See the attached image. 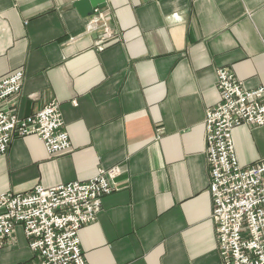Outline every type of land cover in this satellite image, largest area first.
I'll return each instance as SVG.
<instances>
[{
  "label": "crops",
  "instance_id": "1",
  "mask_svg": "<svg viewBox=\"0 0 264 264\" xmlns=\"http://www.w3.org/2000/svg\"><path fill=\"white\" fill-rule=\"evenodd\" d=\"M75 1L0 0V80L25 74L3 110L25 118L56 101L71 141L51 156L36 136L14 139L0 195L119 167L79 231L87 264H220L205 116L221 68L264 88V0H104L93 19ZM233 141L242 166L264 160V126L238 127ZM14 235L0 264L33 259L23 229Z\"/></svg>",
  "mask_w": 264,
  "mask_h": 264
},
{
  "label": "built area",
  "instance_id": "2",
  "mask_svg": "<svg viewBox=\"0 0 264 264\" xmlns=\"http://www.w3.org/2000/svg\"><path fill=\"white\" fill-rule=\"evenodd\" d=\"M95 21L89 30L98 29ZM24 80L23 71L0 80V156L14 139L27 136L38 137L51 156L68 151L71 141L56 101L25 118L3 110ZM217 89L221 100L206 111L205 144L220 264H264V160L242 166L233 141L238 127L264 126V88L248 90L221 68ZM120 176L119 167L100 168L87 182L0 195V251L13 243L21 227L33 254L23 264H87L79 231L96 221L102 199L116 191Z\"/></svg>",
  "mask_w": 264,
  "mask_h": 264
},
{
  "label": "water",
  "instance_id": "3",
  "mask_svg": "<svg viewBox=\"0 0 264 264\" xmlns=\"http://www.w3.org/2000/svg\"><path fill=\"white\" fill-rule=\"evenodd\" d=\"M73 6L81 13L86 14L89 19H93L95 17V10L98 8L102 9L106 5L104 0H76Z\"/></svg>",
  "mask_w": 264,
  "mask_h": 264
}]
</instances>
